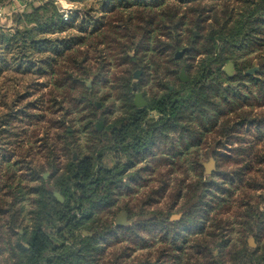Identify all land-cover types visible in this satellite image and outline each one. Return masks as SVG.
<instances>
[{"label": "trees", "instance_id": "trees-1", "mask_svg": "<svg viewBox=\"0 0 264 264\" xmlns=\"http://www.w3.org/2000/svg\"><path fill=\"white\" fill-rule=\"evenodd\" d=\"M74 1L79 10L69 20L50 0L28 3L11 15L10 27L0 26V247L7 252L5 264H107L101 258L106 239L109 248L126 244L117 261L126 252L160 242L155 257L146 255L134 264H264V245L247 247L242 229L236 249L229 248L232 238L219 218L245 180L240 171L231 183L226 176L220 182L201 180L195 191L199 195L190 198L189 206L186 202L188 210L180 220L171 221L169 211L147 209L131 227L114 221L119 198L132 193L127 191L131 184L140 183L138 174L125 181L138 163L170 168L163 174L162 187L167 188L177 166L196 164L201 170L203 140L221 118L235 114L254 132L262 130L249 111L264 106V66L256 76H246L250 61L238 59L257 50L256 58L264 61V0ZM184 48V56L176 60L175 53ZM188 61L196 69L183 83L175 69ZM229 62L237 67V81L223 71ZM114 63L119 69L126 64L146 69L156 92L146 99V107L137 108L130 70L122 71L120 81L114 76L121 112L98 131L93 89L85 81L93 75L107 88V71ZM83 112L88 113L82 126L87 137L77 149L74 133L65 131L61 137L60 130L69 116ZM53 127L55 140L70 153L63 168L53 161L57 146L48 144ZM217 134L229 137L227 130ZM222 148L215 147V156L229 158ZM231 148V159L243 163V174L254 170L256 160L261 162L251 144ZM39 153L51 160L48 167L54 174L48 180L41 177L45 164H34ZM107 156L115 160L112 167L104 163ZM30 177H38V184L27 192L23 182ZM184 182L178 188L181 198L192 189ZM247 216V224L256 217L264 228L259 207H250ZM217 242L222 251L214 256ZM201 256L212 261L204 263Z\"/></svg>", "mask_w": 264, "mask_h": 264}, {"label": "rangeland", "instance_id": "rangeland-1", "mask_svg": "<svg viewBox=\"0 0 264 264\" xmlns=\"http://www.w3.org/2000/svg\"><path fill=\"white\" fill-rule=\"evenodd\" d=\"M10 0H4V3L1 4L2 6H7L9 4ZM36 5H40L42 0H36ZM61 6L64 9H67L68 11H71V17L75 14L76 11L79 10L78 3L74 0H60ZM12 22V19H11ZM5 24V23H3ZM7 26V25H5ZM262 52H260V55L264 56V46L261 49ZM135 54L133 51L129 52V56L133 57ZM257 50H253L252 52H244V55L238 59L239 63L240 62H245V61H250L249 68H252L254 63H257V65L262 68L264 66V61L262 59H258L257 57ZM183 62V61H182ZM178 68L175 69V74L178 77L181 66L187 67L186 69V75L187 77L189 75H193L195 69H192L191 67L187 66L189 65L188 61L187 64L182 63ZM193 63V62H192ZM194 63L193 65H195ZM169 66L172 67L171 64H168ZM225 67V66H224ZM126 69L130 70V73H132L130 76L132 77L131 81V86H133L134 83L137 84V92H142L144 94V97L146 99L151 98V95L153 92H156V90H153V82L151 80V76H149V72L146 74V69H143L140 66H132V65H123L119 69L118 67L115 68V63L110 65L109 67V72L108 73V78L107 82L108 87L103 86V79L101 81H98L97 79L95 80V77L91 75L89 79L85 81L86 86L88 89H93L92 91V99H93V108H95L97 120H95V126L97 128L98 123L100 122L102 127L101 129H98V131H102L105 127L106 124L109 123L111 120L117 119V116L121 112V104L119 100V79L122 77V71L126 72ZM142 70L141 77L136 80L133 78V73L136 70ZM224 69V68H223ZM117 73L116 75L114 73ZM237 67L234 65L233 68L231 69V72L228 76L233 78V80L237 81ZM226 74V73H225ZM258 72L253 75L256 76ZM112 75V76H111ZM116 76L117 79H113V77ZM247 76V75H246ZM124 77V76H123ZM90 81V82H89ZM89 82V83H88ZM90 85V87L88 86ZM178 85V83H176ZM227 85V84H225ZM234 86L236 83H234ZM113 87V88H112ZM174 87V86H172ZM112 91L109 96L106 98L104 97L107 91L109 90ZM162 92V91H160ZM133 100H134V95ZM96 102L100 104V107L97 108ZM248 110V109H247ZM251 114H254L252 117L256 115L257 122L260 121V125L262 126V130H258V132H254V126H251L252 129H250V126L248 124L243 125L241 122L238 120V117L235 114H230L229 118H221L220 119V124L218 125V128L213 129L208 133V135L205 137L203 140L204 142L202 143V149H201V162L200 165L202 166L201 170L200 167H198L196 164H193L192 166H185V167H176L173 173L169 175V178L167 180V185L168 187H162L165 186L164 184V178L165 176L163 175H168L167 169L170 168H164L162 166L157 167L154 162L151 164H148V162L142 161L138 163L133 169L128 171V174L126 176L125 181L127 180L128 177H131L132 175H141L140 183H133L131 184L128 188L127 191L132 192L129 196H121L119 198L118 202V210L115 217L114 221L116 219V216L122 212H128V220L130 221V224L127 226H121V227H131L133 226L136 222H141L143 219V216L141 215V212L143 210H161L164 212H171V215H178L180 214V218L176 220H180L183 214L188 210V206L191 203L192 197H197L199 193H196V188L198 187L199 182L202 181H211V182H217V181H224V177L226 176L230 181L228 183H231V179L235 178L239 171L241 174L238 175H243L242 179L245 178V180L242 183L238 184V187L235 189L234 196L230 199V206L228 209L225 211V213L219 214V218H222L225 222V225L227 226V233L230 234V238H232V241L230 242V247L231 249H236L235 245L239 242L240 236H239V231L240 229L245 231V234L241 240L246 244L247 247L251 249H256L264 245V228L261 226V221L257 222V220L254 218L252 223L247 224L249 221L247 214H249V208L253 207L255 208L256 206L259 207L260 211L264 212V106L262 107H256L253 110L249 111ZM48 114V113H47ZM60 115V114H59ZM88 113H73L71 116H69L66 119L65 122V128L60 130L63 133H61V137H64L65 131L74 133L73 139H75L76 145L74 144L75 148L79 149L77 145H83V143L86 140V134L82 129L83 126V120ZM155 117H157V114H154ZM52 116H48V120ZM54 119H57V115ZM53 119V121H54ZM229 119V120H228ZM255 119V118H254ZM230 121V123L228 122ZM263 122V124L261 123ZM237 122V124H236ZM54 125V122H53ZM57 125V124H56ZM56 125H54L56 127ZM226 131L227 130V135H229L228 138L221 139V136L217 134L218 131ZM213 132V133H212ZM58 131L53 127L52 130L50 131V135L48 138V144L52 147L57 146V154L55 155L56 158L54 157L53 161L55 160V163L59 165L60 168H63L68 159L70 158V153L68 152L67 148H64V144L62 141H57L56 136H57ZM46 136V135H45ZM39 137H43V134H40ZM38 140V139H37ZM68 141H72V138L70 137ZM38 145H41L40 142H37ZM36 144V143H35ZM251 144L253 147H255V150L259 152V160L261 162L259 163L258 160H256L254 170L250 174H243V163L239 166L236 162H233V159H231V155L233 152V148L231 147H245V145ZM223 145V146H222ZM73 146V147H74ZM216 146L224 147L222 148L223 154L229 156V158L222 156V160L219 156H215L214 150ZM80 147V146H79ZM67 150V151H66ZM81 151V150H80ZM195 152V151H194ZM193 152V153H194ZM42 153V152H41ZM74 154V153H73ZM77 156V155H76ZM47 156H41L39 153L38 156L36 157L37 162H34V164H39L43 163L45 164V167L43 170H41V177L44 179L43 175L48 173V176L44 180H48L49 178L52 177L54 174V171L48 167L50 159H48ZM210 158H213L215 160V170L211 175H206L205 174V168L204 164L208 163ZM242 160V158L240 159ZM105 165L112 167L115 163V160L113 159L112 156H107L104 159ZM144 168V169H143ZM25 173V172H23ZM167 173V174H166ZM199 175H203L204 178L201 179ZM28 176V175H27ZM249 180H246L249 178ZM31 179L29 180H24L23 186L26 188L27 192H29L33 187H35L38 184L37 178L35 177H30ZM35 179V180H33ZM185 181V182H184ZM184 182V186L187 184L192 185L191 191L188 193L187 188L184 190L185 194L188 195L186 198H181L178 197V191L179 187H181L180 183ZM227 183V184H228ZM256 188H255V185ZM254 185V186H253ZM259 187V188H258ZM165 189V190H164ZM164 194L163 196H161ZM31 197V196H27ZM29 199V198H28ZM190 199V200H189ZM209 199L211 200V197L207 198L206 201ZM152 203V206L149 207L148 203ZM186 202L187 205L186 206ZM212 214H210V217ZM219 220V219H218ZM175 221V220H171ZM252 229V231H250ZM19 233H23V228H19L17 230ZM92 235V234H91ZM253 238L254 239V244L255 247L252 248L249 246V239ZM112 239V238H111ZM110 240V239H109ZM109 240H105L103 244L106 246V249L104 253L102 254V259L103 262L107 264H134L137 262L138 258L145 257L146 255L148 257H155L154 255L156 254V251L161 248L160 242L157 240L153 242V244H150L149 246L142 248L139 247L138 249H135L134 251L131 252H126L125 254H122V259L116 260V257L120 254L122 248L126 244H118L117 246H111L109 248ZM220 242H217L215 246L212 247V253L214 256H218L222 248L220 247ZM129 248V247H128ZM6 249L1 246L0 247V264H5L6 260ZM112 258V259H111ZM209 259V261H212L211 258L206 257ZM204 256H201L200 260L205 263ZM101 259V260H102ZM143 259V258H142ZM226 261L225 264H228Z\"/></svg>", "mask_w": 264, "mask_h": 264}, {"label": "water", "instance_id": "water-1", "mask_svg": "<svg viewBox=\"0 0 264 264\" xmlns=\"http://www.w3.org/2000/svg\"><path fill=\"white\" fill-rule=\"evenodd\" d=\"M186 51H187V48H184L182 50L177 51L175 53V59L176 60H180L184 56V54H185ZM233 66H234V63L233 62H229L224 67L223 71L226 74L229 75L230 72H231V69L233 68ZM258 71H259V66L257 65V63H254L253 66H252V68L248 69L245 72V75H247V76H253ZM141 74H142V70L141 69L136 70L134 72V74H133V78L136 79V80H138L141 77ZM179 79L183 83H187L189 81V78L186 75V71H185V67L184 66H181V70H180V74H179ZM88 86L90 87V85H88ZM133 95H134L133 102H134L135 107L141 108V107H146L148 105V101L145 99L144 94L142 92H137V84L136 83L133 84ZM96 106H97V108H99L100 107V104L96 102ZM101 127H102V125L99 122L98 125H97V128L98 129H101ZM74 159H77L76 154H74ZM204 168H205V174L206 175H211L214 172V170H215V160L213 158H210L209 162L206 163V164H204ZM47 176H48V173L44 174L43 175L44 179H46ZM54 196L60 202H63L64 201L63 197L60 195L59 192H54ZM179 218H180V214H178V215H172L171 216V220H176V219H179ZM129 224H130V221L128 220V213L127 212L122 211V212H120L116 216V219H115V225L116 226L121 227V226H127ZM83 234L85 236H88V237L91 236V233H87L85 231L83 232ZM248 243H249V246L250 247H252V248L255 247L254 239L253 238H250L249 241H248Z\"/></svg>", "mask_w": 264, "mask_h": 264}, {"label": "crops", "instance_id": "crops-1", "mask_svg": "<svg viewBox=\"0 0 264 264\" xmlns=\"http://www.w3.org/2000/svg\"><path fill=\"white\" fill-rule=\"evenodd\" d=\"M28 3L36 4L37 2L36 0H18L16 3V2H13V0H10L7 6H2L0 4V8L3 9V11L7 14V16L4 19L0 20V26L7 25L6 27H10L12 25L11 15L9 16L8 14H10L11 12L13 14L15 12L22 11ZM21 7H24V8L21 9Z\"/></svg>", "mask_w": 264, "mask_h": 264}, {"label": "built area", "instance_id": "built-area-1", "mask_svg": "<svg viewBox=\"0 0 264 264\" xmlns=\"http://www.w3.org/2000/svg\"><path fill=\"white\" fill-rule=\"evenodd\" d=\"M18 0H13V2H16L17 3ZM45 1H50V0H42V2H45ZM57 5L61 6V2L60 0H53ZM24 8V7H21V9ZM62 11L64 13V19L65 20H69V18L71 17V11H68L67 9H64L62 6ZM9 16L12 15V12L10 14H8ZM7 16V14L3 11V9L0 8V20L1 19H4L5 17ZM2 26V25H1Z\"/></svg>", "mask_w": 264, "mask_h": 264}, {"label": "flooded vegetation", "instance_id": "flooded-vegetation-1", "mask_svg": "<svg viewBox=\"0 0 264 264\" xmlns=\"http://www.w3.org/2000/svg\"><path fill=\"white\" fill-rule=\"evenodd\" d=\"M179 74H180V73H179ZM171 87H172V86H171ZM171 87H170V90H173L174 87H172V88H171ZM145 99H146V98H145Z\"/></svg>", "mask_w": 264, "mask_h": 264}]
</instances>
